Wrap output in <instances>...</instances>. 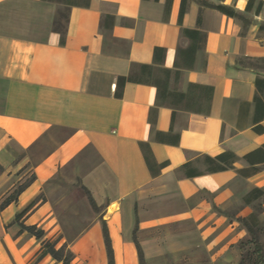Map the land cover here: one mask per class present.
<instances>
[{
    "label": "crops",
    "instance_id": "0c3cea01",
    "mask_svg": "<svg viewBox=\"0 0 264 264\" xmlns=\"http://www.w3.org/2000/svg\"><path fill=\"white\" fill-rule=\"evenodd\" d=\"M182 1L0 0V203L17 188L19 170L36 176L0 209L1 243L10 235L4 224L39 195L26 223L57 235L56 204L65 199L56 190L70 178L101 209L69 243L86 264L108 263L101 219L116 264H139L135 232L147 264L240 262V218L253 212L250 193L264 189V131L256 129L264 118L255 117L264 70L238 60L264 58V0L248 11L250 0H207L231 6L246 25L197 0L181 20ZM63 9L64 42L54 30ZM191 44L194 55L179 52ZM157 47L165 49L158 57ZM163 69L172 74L161 103L148 80L163 78ZM131 73L142 81L117 96L119 77ZM190 84L214 88L209 113L196 110L207 107L206 95ZM227 152L235 158L215 170L208 157Z\"/></svg>",
    "mask_w": 264,
    "mask_h": 264
},
{
    "label": "trees",
    "instance_id": "16d2710c",
    "mask_svg": "<svg viewBox=\"0 0 264 264\" xmlns=\"http://www.w3.org/2000/svg\"><path fill=\"white\" fill-rule=\"evenodd\" d=\"M201 3L202 6H208V7H212V8H216L218 10H220L221 12L227 14L230 17H234V19H241L244 24L246 25L247 22V18L245 15L239 13L238 11H236L234 8H232L231 6L228 5H224V4H215L212 2H209L207 0H197ZM254 0H250L249 4L247 6V11L250 10L251 8V3ZM189 3L188 0H183L182 1V6H181V12H180V19L182 20L184 14L186 13L187 9H188ZM261 9V4L258 5L257 7V11H259ZM68 9H63V10H59V13L55 19V23H54V30L57 32H60L62 34V42L65 41V36L67 33V29H68V22H69V11H67ZM201 22V16L199 17V23ZM183 35L185 36H194V38L197 39H203L204 35L202 34V32L200 30H191V29H183ZM198 48V45L196 44H191L188 48L183 49L182 47L179 49V52H183V53H190V55H194L196 50ZM165 49L161 48V47H157L155 49V55L156 57H158V55L160 53H164ZM264 60V58H259V59H253V58H249V57H245V58H241L239 59V63L241 66H245V67H254L253 61H262ZM163 73V78H156V79H152V80H148V82H153L154 85H156L158 87V98H159V102L164 103V99L167 96V89H168V80L169 77L172 74V71L169 69H163L162 70ZM180 74V71H176L175 75L178 76ZM142 81V79L137 76L134 73H131L128 76H121L118 79V85H117V91L115 94H117V96L121 97L122 93H123V89L125 87V85L128 82H138ZM256 84H257V95H256V110H257V122H260L261 118H264V77H257L256 80ZM195 88H200L203 91H205V95H206V100H207V107L203 108V107H196L197 111H206L207 113L210 112L211 109V99L213 96V92H214V88L210 87V86H201V85H197V84H190L189 85V91L193 90ZM183 96H186L187 94H182ZM188 108V107H187ZM259 113V116H258ZM261 113V114H260ZM256 129L258 131H264V126L262 125H257ZM157 138L159 140H165L166 139V134L162 133V132H158L157 134ZM172 141V140H171ZM179 142V135H176L173 143L174 144H178ZM144 146V145H143ZM209 159H211V161H214L216 163V166L214 167L215 170H224L226 168H228L229 165H225V164H221L220 161H226L229 158H235V155L232 153H223L218 155L215 158H211L208 157ZM147 159L151 165V168L153 170V174H156V171L154 169V164H152V162L150 161V159L147 156ZM163 166L166 165V162H164L162 164ZM255 170H258V167L255 168ZM5 168L0 164V173L4 172ZM36 176L33 174L31 176V178L29 179V181H26L25 183L20 184L8 197H6L1 203H0V209L1 211L3 209H5L9 204H11L12 202H16L18 201V198L23 190H25L34 180H35ZM83 190H85V193L87 192V194H89L90 196V200L91 203L97 207L95 201L93 200V198L91 197L89 191L87 189H85V187H83ZM254 193V194H253ZM251 195H254L255 201L259 200L260 198L264 197V189L262 188H255V190H253L251 193ZM42 198V196H38L35 199H33L30 204L26 205L23 209H21L19 212L16 213L13 221L9 224V225H13V224H18L20 226V231L19 233H24L27 232L30 234V236H33L34 238H37L38 240L41 241V256L42 258H44L47 255L52 256L53 259H55L58 263L61 264H73V260L75 258V253L73 252V250L68 246L67 243L62 244L60 247H57L58 243H59V239L57 240H51V239H47L46 238V231L43 228H40L37 224H27L26 223V218L29 216L30 212L32 211L31 209H33L35 207V205L37 204V202ZM255 204V203H254ZM253 204V205H254ZM242 224L244 225V227L247 229L249 236L251 237L249 240H247V242L242 241L241 242V248L243 247V244L246 243H254L255 245V249L254 250H248L246 252L242 253V257L241 260L238 264H264V250L262 248V246L259 244V237L257 235V233L255 232V226L252 223L253 221H258V216L256 214V212H253L250 216L248 217H244L240 219ZM101 223H102V230H103V237H104V241H105V245H106V250H107V256H108V263L107 264H116V260H115V251H114V247H113V242H112V238L110 235V231H109V227L107 225V222L104 219H101ZM134 240L137 246V250H138V255H139V264H147L145 256H144V252L143 249L141 247V244L136 236V232L134 234Z\"/></svg>",
    "mask_w": 264,
    "mask_h": 264
},
{
    "label": "rangeland",
    "instance_id": "374dc122",
    "mask_svg": "<svg viewBox=\"0 0 264 264\" xmlns=\"http://www.w3.org/2000/svg\"><path fill=\"white\" fill-rule=\"evenodd\" d=\"M253 64L255 68L264 70V60L253 61ZM31 176L27 168H22L16 174L17 181H15V186L18 187L20 184L29 181ZM62 179L63 180L60 181L61 186L56 190L57 195L65 199L64 203L56 204L57 211L60 213V217L57 220V224H59L60 227L59 233L51 236L48 235L45 230L47 239L60 240L57 247H60L64 243H67L69 246L70 242L78 238V235L74 233L82 230V227L91 221L89 217L95 213L98 218L101 212L100 208L95 207L91 203L89 194H87V192L85 193V190H83L79 182L73 181L70 178ZM252 208L253 212H256L258 216V221L252 220V223L259 237V244L264 250V197L257 200L255 204L252 205ZM12 221L13 219L4 224L10 235L7 239L3 240L2 243L0 242V264H53L51 260H49L50 255H48V258H42V244L40 240L30 236L27 232L19 233V231H17L15 234H11V231L15 232L18 227L20 228L18 224L9 225ZM241 226L245 228L242 222ZM39 227L42 228L41 226ZM245 230L247 232L246 235L242 237L238 243L241 253L255 249L254 243L249 242L243 244L241 248V242H247V240L251 238L246 228ZM83 259L84 257L76 258L75 256L73 264H86Z\"/></svg>",
    "mask_w": 264,
    "mask_h": 264
}]
</instances>
